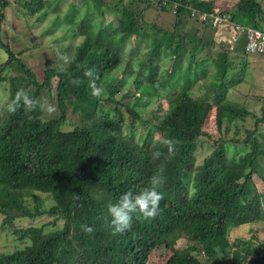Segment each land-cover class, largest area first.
I'll list each match as a JSON object with an SVG mask.
<instances>
[{
    "label": "trees",
    "instance_id": "16d2710c",
    "mask_svg": "<svg viewBox=\"0 0 264 264\" xmlns=\"http://www.w3.org/2000/svg\"><path fill=\"white\" fill-rule=\"evenodd\" d=\"M219 3L0 0V228L21 242L0 251V264H150L158 248L160 264H264L255 233L232 237L264 223V89L235 95L252 75L249 56H263L247 50L245 28L264 31V6ZM9 11L30 30L47 19L46 33H62L19 49L3 36ZM165 12L171 24L159 22ZM21 90L44 107L26 112L21 102L9 113ZM211 119L213 133L204 129ZM160 169L157 216H134L113 234L106 205Z\"/></svg>",
    "mask_w": 264,
    "mask_h": 264
},
{
    "label": "rangeland",
    "instance_id": "374dc122",
    "mask_svg": "<svg viewBox=\"0 0 264 264\" xmlns=\"http://www.w3.org/2000/svg\"><path fill=\"white\" fill-rule=\"evenodd\" d=\"M220 2V8L224 6L225 8L228 7L229 5H232V2H236L237 0H217ZM262 4L264 6V0H262ZM69 5L66 4L64 11L66 10L67 6ZM70 11H66L63 17L67 18V14H70ZM152 12L149 14L150 16L148 17V21L153 22L154 18L152 17ZM166 19L167 22H166ZM174 20V14L171 12H165L164 15H161V18L159 19V22H165L168 24H171ZM106 22H109L107 20ZM48 25V20L46 19L43 23L37 21L34 24H32V30L28 26H26L23 23H19L14 14L9 11L8 16L6 18V25H5V32L3 36L9 40V42L19 48V49H25L30 46H34L35 44H41V45H46L48 44L52 38H54L57 35H60L62 32H56V33H46L45 26ZM60 30V29H57ZM170 38V37H169ZM31 41H38L39 43H32ZM45 49V48H44ZM42 51H44L42 49ZM49 51V50H48ZM47 51V52H48ZM45 53V52H44ZM36 54V53H35ZM26 57V56H24ZM5 58V57H4ZM3 57L0 55V62L4 60ZM251 60V65H250V71L252 72L251 77L248 79V81L243 84L241 87H239L235 95L236 97L240 99H245L247 93L248 95H257L261 92L262 89H264V57L260 55H250L249 56ZM40 59L37 57H34L33 63L37 65L38 63H41L39 61ZM4 96V91L3 87L0 85V98ZM120 96V95H118ZM248 99L253 101L251 97L248 96ZM115 106L113 105H106V108H110L113 111L116 112V109H114ZM214 122L212 119L208 122H206L204 129L207 132H212L214 128ZM215 133V132H214ZM200 149L199 150V156L200 158H203L206 154V150ZM260 179L255 176V181H259ZM264 185L261 187V190ZM48 219V218H47ZM1 221V217H0ZM45 218H40V219H35L32 220V223L39 224L41 222H44ZM18 223L23 224V225H30V220H25L21 221L19 220ZM253 233H255L258 237L259 240L264 242V223H259L257 225H247V226H241L237 228L236 230L233 231L232 237L236 236H251ZM21 242L18 240V237L13 233V227H10L8 229L2 230L0 228V251H5V252H10L12 251L17 245H19ZM185 245V239H182L178 243L179 246H184ZM162 252V248L156 249L154 252L151 253L150 255V264H160L163 262L164 257L159 256V253ZM173 250L168 249L167 250V257H169L172 254Z\"/></svg>",
    "mask_w": 264,
    "mask_h": 264
},
{
    "label": "clouds",
    "instance_id": "9594fccd",
    "mask_svg": "<svg viewBox=\"0 0 264 264\" xmlns=\"http://www.w3.org/2000/svg\"><path fill=\"white\" fill-rule=\"evenodd\" d=\"M83 75L90 78L88 81V89L93 97H100L104 89L97 84V74L91 68H85ZM22 106L26 112H31L37 107L43 108L44 105L36 98L29 96L26 92L17 91L11 102L7 105V111L14 113L18 107ZM51 111V108L48 109ZM168 146V153H174V145L171 140L165 142ZM159 153H156L158 156ZM163 169L156 175H153L140 190L133 192L131 190L124 191L118 195L114 202L106 205L107 224L113 234H123L132 228V222L135 218H143L151 220L157 216L160 211V201L164 199L165 192ZM85 232H91L92 229L88 225H82Z\"/></svg>",
    "mask_w": 264,
    "mask_h": 264
},
{
    "label": "built area",
    "instance_id": "2783aa9c",
    "mask_svg": "<svg viewBox=\"0 0 264 264\" xmlns=\"http://www.w3.org/2000/svg\"><path fill=\"white\" fill-rule=\"evenodd\" d=\"M199 18L201 20L207 18L206 13L199 14ZM219 20H223V17L215 16L214 21L217 22ZM245 30L249 32V43L247 45V50L252 53L262 54L264 56V31L251 27L245 28Z\"/></svg>",
    "mask_w": 264,
    "mask_h": 264
},
{
    "label": "crops",
    "instance_id": "0c3cea01",
    "mask_svg": "<svg viewBox=\"0 0 264 264\" xmlns=\"http://www.w3.org/2000/svg\"><path fill=\"white\" fill-rule=\"evenodd\" d=\"M235 2H232L231 4H234ZM220 4V3H219ZM230 6V5H229Z\"/></svg>",
    "mask_w": 264,
    "mask_h": 264
}]
</instances>
